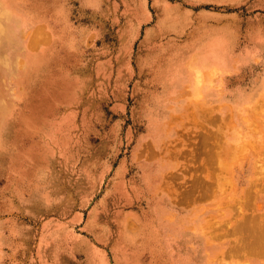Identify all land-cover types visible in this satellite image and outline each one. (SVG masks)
I'll list each match as a JSON object with an SVG mask.
<instances>
[{
	"label": "rangeland",
	"instance_id": "1",
	"mask_svg": "<svg viewBox=\"0 0 264 264\" xmlns=\"http://www.w3.org/2000/svg\"><path fill=\"white\" fill-rule=\"evenodd\" d=\"M1 1L0 264H264V0Z\"/></svg>",
	"mask_w": 264,
	"mask_h": 264
},
{
	"label": "bare ground",
	"instance_id": "2",
	"mask_svg": "<svg viewBox=\"0 0 264 264\" xmlns=\"http://www.w3.org/2000/svg\"><path fill=\"white\" fill-rule=\"evenodd\" d=\"M16 13V12H15ZM27 26V23L26 21L21 18L20 16H18V14H14L13 11L10 10V7L8 5V3H6L5 1L2 2L0 0V55L1 53L8 49V48H14L13 47L14 45H18L19 44V40H21V34H22V31L23 29H25V27ZM38 29V28H37ZM36 35V34H35ZM32 37H35L34 35ZM36 37L39 38V35H36ZM35 37V39H36ZM37 38V39H38ZM34 39V38H33ZM32 39V40H33ZM35 39L33 41H35ZM36 39V44L38 42V40ZM40 40V39H39ZM41 41V40H40ZM34 43V42H33ZM32 45L34 46L35 44ZM40 43V42H39ZM22 44V43H21ZM26 46V45H25ZM37 47V46H36ZM8 53V52H7ZM1 58V57H0ZM9 60V59H8ZM12 61V60H11ZM17 63V62H16ZM4 66V65H3ZM9 72V71H8ZM259 102H261L259 100ZM259 105V104H258ZM261 106V105H260ZM200 108V107H199ZM262 109V108H261ZM193 112V111H192ZM200 112V111H199ZM193 115V114H192ZM260 115V113H259ZM254 116V115H253ZM258 116V115H257ZM256 116V117H257ZM217 120V118H216ZM219 120V119H218ZM213 121V119H212ZM206 122V121H205ZM219 122V121H218ZM196 123V122H195ZM217 123V121H216ZM220 123V122H219ZM196 125V124H195ZM213 126V125H212ZM216 128V127H215ZM254 128V127H253ZM205 129V128H204ZM209 131V130H208ZM259 131V130H258ZM206 133V132H205ZM213 133V132H212ZM204 134V133H203ZM223 134V133H222ZM207 134H205L204 137H206ZM209 136H211L210 134H208ZM219 135V134H218ZM215 137V136H214ZM210 138V137H209ZM206 140V139H205ZM204 140V141H205ZM207 142V141H206ZM209 142V141H208ZM218 143V142H217ZM233 143V142H232ZM219 144V143H218ZM217 144V145H218ZM249 144V143H248ZM253 144V143H252ZM227 145V144H226ZM208 146V145H207ZM212 147V146H211ZM220 147V146H219ZM213 148V147H212ZM230 149V148H229ZM258 149V148H257ZM254 151V150H253ZM264 151V150H263ZM218 152V151H217ZM235 152V151H234ZM232 154V153H230ZM192 155V154H191ZM218 155V154H217ZM216 155V156H217ZM219 157V156H218ZM231 157V156H230ZM234 157V156H233ZM261 157V156H260ZM232 158V157H231ZM264 158V157H263ZM262 158V160H263ZM259 161V160H257ZM264 162V160L262 161ZM260 163V161H259ZM207 164V163H206ZM199 172V171H198ZM260 175L254 180V181H251L250 183V188L248 189V192L251 194L252 192L251 191H256L257 189V186H259L262 190H264V168L263 169H260ZM211 173V172H210ZM258 174V173H257ZM209 176V174H208ZM216 178V177H215ZM213 180V179H211ZM252 180V179H251ZM214 181V180H213ZM198 182V181H197ZM211 182V181H210ZM250 182V181H249ZM200 183V181H199ZM198 183V184H199ZM203 183V182H202ZM205 183V182H204ZM214 183V182H213ZM200 185V184H199ZM204 185V184H203ZM198 186V185H197ZM205 186V185H204ZM258 188V190L260 189ZM203 190V189H202ZM193 191V190H192ZM236 192V191H235ZM254 192L252 193V195L254 194ZM263 192V191H261ZM191 193V192H190ZM196 193V192H195ZM248 193V194H249ZM238 194V193H237ZM248 195L246 198H249L251 197V195ZM258 194V192H257ZM255 195H256V192H255ZM187 197V196H186ZM191 197V196H190ZM254 197V196H253ZM253 197H252V200H253ZM256 198V196L254 197ZM243 199L245 200V198H242V201ZM250 199V198H249ZM257 199V198H256ZM260 200H262V203L260 205L257 206V212H259V215L257 213L258 216L254 217V216H250V217H247V219L244 221L243 224H240L239 225V228L240 229H245V228H251L249 229L250 232V236L254 239V241L250 244H248L247 246L249 247V249L251 251H253V253L255 252V250H258L256 251L257 253H260L261 257H264V195H261V197L259 198ZM190 200V199H189ZM247 204H248V200H246ZM251 201V200H250ZM233 202V199H231L229 196L228 198L226 197V203H227V206L229 207L230 205H232L231 203ZM255 202V201H254ZM238 203V202H236ZM250 203V202H249ZM253 203V202H252ZM252 205V204H251ZM250 205V206H251ZM238 206V205H237ZM249 206V205H248ZM253 206V205H252ZM254 207V206H253ZM238 208V207H237ZM243 208V207H242ZM241 207L239 209H242ZM237 209V210H239ZM255 209V207L253 208ZM236 210V209H235ZM247 210V208H246ZM249 210V209H248ZM237 211H235V214H236ZM247 215V214H246ZM252 215V214H251ZM237 216V215H236ZM239 218V217H238ZM234 219V217H233ZM232 219V220H233ZM238 220V219H237ZM241 220V219H240ZM238 220V222L240 221ZM234 221V220H233ZM243 221V220H242ZM235 230V229H234ZM238 230V229H237ZM241 231V230H240ZM244 232V231H243ZM231 233V232H230ZM229 233V234H230ZM236 233V232H235ZM248 233V232H247ZM243 235V234H242ZM223 236V235H222ZM234 237V236H233ZM236 237V236H235ZM242 237V236H241ZM246 237V236H245ZM220 240V239H219ZM250 241V240H249ZM247 241V243L249 242ZM233 242V241H232ZM240 243H238L239 245ZM243 244V243H242ZM234 246V251H236V253H238L237 251L240 250V246ZM231 247V246H230ZM243 247V246H242ZM246 247H244V250H245ZM230 249V248H229ZM248 249V250H249ZM233 250V249H231ZM247 248H246V251H248ZM230 251V250H229ZM234 251H232V254H229V257L230 255H234ZM231 252V251H230ZM240 252V251H239ZM249 252V251H248ZM247 252V253H248ZM246 253V252H245ZM240 254V253H239ZM238 254V255H239ZM244 254V252H243ZM249 254V253H248ZM247 254V255H248ZM252 254V253H251ZM250 254V255H251ZM237 255V254H236ZM255 255V254H254ZM257 256H259L258 254H256ZM228 256V255H227ZM244 256V255H242ZM240 256V257H242ZM246 256V255H245ZM249 256V255H248ZM260 257V256H259Z\"/></svg>",
	"mask_w": 264,
	"mask_h": 264
},
{
	"label": "crops",
	"instance_id": "3",
	"mask_svg": "<svg viewBox=\"0 0 264 264\" xmlns=\"http://www.w3.org/2000/svg\"><path fill=\"white\" fill-rule=\"evenodd\" d=\"M26 2L29 4L28 5V10H27V15L26 16H28V18H29L30 16L34 15V18H35V19L32 20V25L33 26H32V28L30 30L31 31H34L38 27H45L46 29H47L48 26L50 27V23L48 21V19H49L48 16L50 14L49 13L50 12L49 9H51V7H49V5H46L45 6L41 2H37V1L27 0ZM43 10H46V11L44 12ZM52 10H54L53 7H52ZM43 13H46V14H43ZM42 14L45 15L46 18H43L45 16L42 17ZM27 33L28 32L26 30L22 37L24 38V36ZM25 41L27 42V40H25ZM13 47H15L16 49H22L23 47H28V46H25V45L21 44V40H19V44L18 45H14Z\"/></svg>",
	"mask_w": 264,
	"mask_h": 264
}]
</instances>
